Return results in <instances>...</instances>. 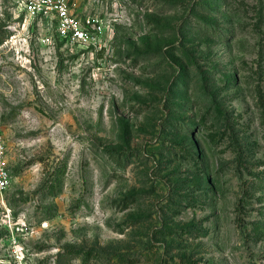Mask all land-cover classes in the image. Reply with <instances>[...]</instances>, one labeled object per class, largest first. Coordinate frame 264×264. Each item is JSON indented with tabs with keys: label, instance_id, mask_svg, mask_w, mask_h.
I'll list each match as a JSON object with an SVG mask.
<instances>
[{
	"label": "rangeland",
	"instance_id": "rangeland-1",
	"mask_svg": "<svg viewBox=\"0 0 264 264\" xmlns=\"http://www.w3.org/2000/svg\"><path fill=\"white\" fill-rule=\"evenodd\" d=\"M64 2L0 0V264H264V0Z\"/></svg>",
	"mask_w": 264,
	"mask_h": 264
},
{
	"label": "built area",
	"instance_id": "built-area-1",
	"mask_svg": "<svg viewBox=\"0 0 264 264\" xmlns=\"http://www.w3.org/2000/svg\"><path fill=\"white\" fill-rule=\"evenodd\" d=\"M50 1L52 2V4H50L49 6H51L56 11L61 19V31L65 33L66 28H71L74 31V35H77L80 38L83 37V32L79 30L76 26V23L68 17L64 0ZM25 5L28 11L30 10L34 12L35 4L26 3ZM9 183L10 173L7 166L5 141L0 134V197H2V194L9 186Z\"/></svg>",
	"mask_w": 264,
	"mask_h": 264
},
{
	"label": "trees",
	"instance_id": "trees-1",
	"mask_svg": "<svg viewBox=\"0 0 264 264\" xmlns=\"http://www.w3.org/2000/svg\"><path fill=\"white\" fill-rule=\"evenodd\" d=\"M50 184H54V183L51 182ZM50 184H49V185H50Z\"/></svg>",
	"mask_w": 264,
	"mask_h": 264
}]
</instances>
